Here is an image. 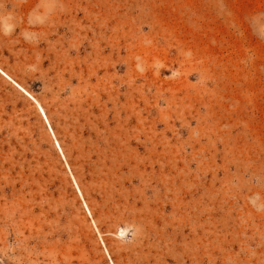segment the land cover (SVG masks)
I'll return each instance as SVG.
<instances>
[{
    "label": "rangeland",
    "instance_id": "obj_1",
    "mask_svg": "<svg viewBox=\"0 0 264 264\" xmlns=\"http://www.w3.org/2000/svg\"><path fill=\"white\" fill-rule=\"evenodd\" d=\"M0 264H264V0H0Z\"/></svg>",
    "mask_w": 264,
    "mask_h": 264
},
{
    "label": "bare ground",
    "instance_id": "obj_2",
    "mask_svg": "<svg viewBox=\"0 0 264 264\" xmlns=\"http://www.w3.org/2000/svg\"><path fill=\"white\" fill-rule=\"evenodd\" d=\"M40 110L43 112L42 108L39 106Z\"/></svg>",
    "mask_w": 264,
    "mask_h": 264
}]
</instances>
